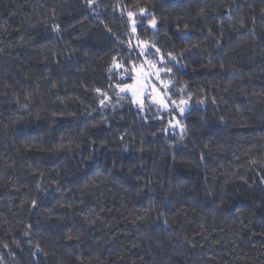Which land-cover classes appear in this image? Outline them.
Segmentation results:
<instances>
[{
	"label": "trees",
	"instance_id": "16d2710c",
	"mask_svg": "<svg viewBox=\"0 0 264 264\" xmlns=\"http://www.w3.org/2000/svg\"><path fill=\"white\" fill-rule=\"evenodd\" d=\"M0 264H264V0H0Z\"/></svg>",
	"mask_w": 264,
	"mask_h": 264
},
{
	"label": "rangeland",
	"instance_id": "374dc122",
	"mask_svg": "<svg viewBox=\"0 0 264 264\" xmlns=\"http://www.w3.org/2000/svg\"><path fill=\"white\" fill-rule=\"evenodd\" d=\"M154 77V78H152ZM154 79H158V75H154L151 69H137V80L135 81V86L132 93L136 98H141L145 94H148L152 99L163 101L162 92L160 90L159 84H155ZM164 86L163 83H161Z\"/></svg>",
	"mask_w": 264,
	"mask_h": 264
},
{
	"label": "snow or ice",
	"instance_id": "6c2138e0",
	"mask_svg": "<svg viewBox=\"0 0 264 264\" xmlns=\"http://www.w3.org/2000/svg\"><path fill=\"white\" fill-rule=\"evenodd\" d=\"M129 16H132V13H129ZM152 24H153V26H155V20L154 19L152 21ZM157 51H159V50H157ZM152 67L154 68L155 65H152ZM182 103H183V101H182ZM181 111H183V109H181Z\"/></svg>",
	"mask_w": 264,
	"mask_h": 264
}]
</instances>
